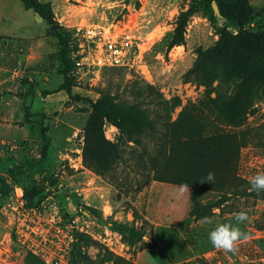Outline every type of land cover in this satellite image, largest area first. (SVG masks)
<instances>
[{
    "label": "rangeland",
    "instance_id": "obj_1",
    "mask_svg": "<svg viewBox=\"0 0 264 264\" xmlns=\"http://www.w3.org/2000/svg\"><path fill=\"white\" fill-rule=\"evenodd\" d=\"M54 1V17L66 31L70 51L86 42L81 35L75 36L76 27H100L112 35H129L135 56L132 67L102 69L96 77H81L78 83L76 69L71 68L74 83L68 96L53 94L44 104L36 98L31 112L16 115L11 133L14 139L4 140L14 148L0 146V177L6 178L11 187V194L0 201V264H43L14 239L8 206L16 188L24 196L35 187L39 193L31 208L43 218V228L52 232L63 226L74 241L77 238L81 255H73L72 244L66 256L68 264H87L85 258L95 264H264V192L252 190L249 183L257 173L264 172V99L259 94L244 110L238 126L219 123L224 139L193 141L188 147L185 141H166L158 176L171 181L151 179L136 191L146 174L153 175L155 169L148 156L154 153L149 141L132 149L122 146L123 161L112 157L102 162V175H96L83 161V127L89 103L95 102L102 91L133 102L137 88L144 83L152 85L165 99L179 98L180 106L170 115V121H176L179 139L202 132L186 109L207 94L213 98L218 84L195 86L183 83L181 77L191 67L196 50L206 49L217 40L214 26L198 11L188 20L184 44L167 50L162 40L173 31L179 13L187 9L190 0ZM246 2L253 13L245 29H263L264 0ZM57 10L64 15L60 17ZM31 15L22 8L21 0H0V35L9 36L12 42L40 36L46 25L33 23ZM215 25L236 33L224 20H217ZM53 64L58 73V60ZM58 79L62 81L59 75ZM58 79L51 82L55 87ZM15 84L4 93L19 96L23 88L32 92L26 83L17 88ZM238 85L220 87L219 108L210 107L207 112L210 120L218 115V109L225 108L224 99L231 98ZM21 127L23 131L18 129ZM102 130L109 143H119L115 126L107 123ZM45 137L50 141L47 154L42 163L36 164ZM187 166L197 178L198 187L187 186L181 192V184L175 179ZM209 172L215 179L226 180L231 192L223 189V181L216 191L209 188L215 186L206 180ZM233 189L238 195H230ZM242 211L249 219L239 227L249 239L240 242L235 252L212 247L209 231L217 224L234 223L235 214ZM205 218L207 223L203 222ZM113 223L133 230L135 235L127 238L112 228Z\"/></svg>",
    "mask_w": 264,
    "mask_h": 264
},
{
    "label": "trees",
    "instance_id": "obj_2",
    "mask_svg": "<svg viewBox=\"0 0 264 264\" xmlns=\"http://www.w3.org/2000/svg\"><path fill=\"white\" fill-rule=\"evenodd\" d=\"M212 4L217 7L219 17L214 15ZM21 5L24 10L38 14L47 25V37L51 38L56 45L55 59L60 64V69L56 73L62 79L53 93L61 92L68 96L74 83V77L69 74V70L74 69V64L70 56L72 51L68 47L66 31L58 25L50 3L21 0ZM198 11H201L214 26L217 40L206 49L196 50L191 67L183 73L181 79L183 83L195 86L209 87L213 82L218 84L213 89L215 94L213 98L207 94L197 103L187 106V112L193 116V120L199 124L202 132L197 136L185 134L182 139H179L176 121H170V115L180 106L179 98L165 99L152 85L144 83L143 87L137 88V91L133 92V102L121 101L117 94L102 91L95 102L89 103L88 118L83 127V161L96 175L103 174L101 163L107 162V159L113 157L120 162L123 161L122 146L132 149L142 145V141H149L154 153L148 156L151 158L150 162L155 168L153 169L155 173L146 174V180L137 187L136 191L138 192L151 179L171 181L158 176L160 159L164 158L162 148L166 145V141H185L184 145L188 147L193 141L224 139L226 135L219 128V123L238 126L241 118L243 120L244 110L250 106L253 98L259 94L261 99H264V28L257 31L245 29L253 13L246 0H190L187 9L179 13L173 31L163 38L162 44L167 50L183 45L188 20ZM219 19L224 20L227 27L236 29V33H231L226 27H217L215 23ZM224 84L238 85V91L231 98L224 99L225 108L218 109V115L214 120H210L207 112L210 111V107L219 108L217 105L220 101L219 89ZM107 123L118 129L120 136L116 141L119 143H109L104 138L102 129ZM41 134L44 136V129L41 130ZM49 142V138L43 139L40 159L36 164L42 163L46 157ZM184 145L182 146L186 148ZM165 163L164 161V165ZM206 164L209 165V163ZM184 169L183 175H178L175 179L176 182L192 188L198 187L197 178L191 172V167L187 166ZM221 181L226 183L223 187L226 193L231 192L229 189L231 186L221 177L214 179V187L211 185L208 187L216 191ZM10 188L8 180L0 177V201L11 194ZM234 190L230 195H238ZM38 193L39 190L36 187L24 192L23 197L27 207H34L33 201ZM262 194L264 196V193ZM112 228L124 233L127 238L135 235L133 230L125 229L116 223L112 224ZM78 238L82 239L80 236ZM74 242L73 255H81L76 246L77 238ZM85 261L87 264H95L87 258Z\"/></svg>",
    "mask_w": 264,
    "mask_h": 264
},
{
    "label": "built area",
    "instance_id": "obj_3",
    "mask_svg": "<svg viewBox=\"0 0 264 264\" xmlns=\"http://www.w3.org/2000/svg\"><path fill=\"white\" fill-rule=\"evenodd\" d=\"M74 33L86 39L70 55L77 83L81 77H96L102 69L132 67L135 47L129 35H112L100 27L82 26L76 27ZM9 200L12 234L26 253L37 257L43 264H68L66 256L74 242L68 231L63 226L52 232L43 228V218L27 207L21 189H16Z\"/></svg>",
    "mask_w": 264,
    "mask_h": 264
},
{
    "label": "crops",
    "instance_id": "obj_4",
    "mask_svg": "<svg viewBox=\"0 0 264 264\" xmlns=\"http://www.w3.org/2000/svg\"><path fill=\"white\" fill-rule=\"evenodd\" d=\"M39 1L50 3L52 12L57 17L53 8L54 0ZM28 11L32 14L33 23L39 24L35 21V13ZM57 11L60 17L65 13L64 11ZM40 23H44L43 20ZM47 32L48 27L46 25L45 31L40 36L20 38V41L13 42L10 41L13 39L9 36L0 35V146L10 145V149L14 148L9 141L4 140L14 139L11 133H13L14 126L12 124L15 117L23 112H31L34 99L40 98V102L44 104L53 94L61 93H53L60 84L57 71L53 68L57 49L54 41L47 37ZM54 77L58 79L56 87L51 83L53 79L55 80ZM22 83H26L33 93H29V89L26 88H23L19 96H8L4 93V90L11 89L12 84H15V88H17ZM49 85L52 88L49 89ZM18 129L23 131L24 127Z\"/></svg>",
    "mask_w": 264,
    "mask_h": 264
},
{
    "label": "clouds",
    "instance_id": "obj_5",
    "mask_svg": "<svg viewBox=\"0 0 264 264\" xmlns=\"http://www.w3.org/2000/svg\"><path fill=\"white\" fill-rule=\"evenodd\" d=\"M214 179V174L209 172L206 177L207 182H214ZM249 183L252 190L258 193L264 192V172L257 173L250 179ZM186 189V185L180 186L181 192ZM248 219V214L242 211L235 214L234 223L217 224L209 231L207 237L212 247L225 253L235 252L237 250V245L240 242H244L249 239L247 233L243 232L239 227L240 224L247 222ZM203 222L207 223V218H205Z\"/></svg>",
    "mask_w": 264,
    "mask_h": 264
},
{
    "label": "water",
    "instance_id": "obj_6",
    "mask_svg": "<svg viewBox=\"0 0 264 264\" xmlns=\"http://www.w3.org/2000/svg\"><path fill=\"white\" fill-rule=\"evenodd\" d=\"M212 5H213L212 8H213V12H214L215 16L219 17V12H218L217 7L215 6V4H212ZM34 16H35L36 22L40 23L42 21V19L38 16V14L35 13Z\"/></svg>",
    "mask_w": 264,
    "mask_h": 264
}]
</instances>
